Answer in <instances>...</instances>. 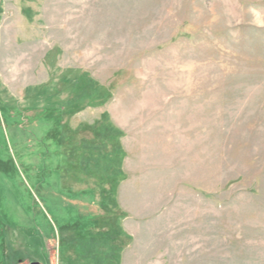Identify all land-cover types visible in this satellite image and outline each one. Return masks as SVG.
<instances>
[{
    "label": "rangeland",
    "instance_id": "rangeland-1",
    "mask_svg": "<svg viewBox=\"0 0 264 264\" xmlns=\"http://www.w3.org/2000/svg\"><path fill=\"white\" fill-rule=\"evenodd\" d=\"M264 264V0H0V264Z\"/></svg>",
    "mask_w": 264,
    "mask_h": 264
},
{
    "label": "water",
    "instance_id": "water-1",
    "mask_svg": "<svg viewBox=\"0 0 264 264\" xmlns=\"http://www.w3.org/2000/svg\"><path fill=\"white\" fill-rule=\"evenodd\" d=\"M31 264H40L39 262H32Z\"/></svg>",
    "mask_w": 264,
    "mask_h": 264
}]
</instances>
